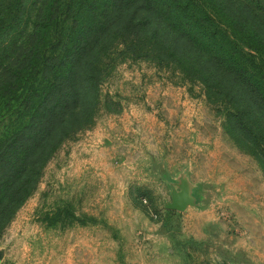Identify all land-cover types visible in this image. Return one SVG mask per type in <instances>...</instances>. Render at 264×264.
I'll return each mask as SVG.
<instances>
[{
  "label": "rangeland",
  "instance_id": "374dc122",
  "mask_svg": "<svg viewBox=\"0 0 264 264\" xmlns=\"http://www.w3.org/2000/svg\"><path fill=\"white\" fill-rule=\"evenodd\" d=\"M135 36L104 50L90 124L0 229V264H264V162L232 98Z\"/></svg>",
  "mask_w": 264,
  "mask_h": 264
},
{
  "label": "trees",
  "instance_id": "16d2710c",
  "mask_svg": "<svg viewBox=\"0 0 264 264\" xmlns=\"http://www.w3.org/2000/svg\"><path fill=\"white\" fill-rule=\"evenodd\" d=\"M126 34L228 94L264 162V130L248 117L264 115V0H0V229L66 134L89 126L102 54Z\"/></svg>",
  "mask_w": 264,
  "mask_h": 264
},
{
  "label": "water",
  "instance_id": "95a60500",
  "mask_svg": "<svg viewBox=\"0 0 264 264\" xmlns=\"http://www.w3.org/2000/svg\"><path fill=\"white\" fill-rule=\"evenodd\" d=\"M186 206L185 202L178 199H175L174 204L171 206L172 208L178 207L179 209H183Z\"/></svg>",
  "mask_w": 264,
  "mask_h": 264
}]
</instances>
